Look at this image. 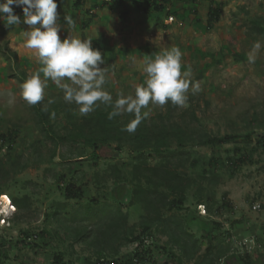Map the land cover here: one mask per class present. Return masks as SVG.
<instances>
[{"label":"rangeland","instance_id":"rangeland-1","mask_svg":"<svg viewBox=\"0 0 264 264\" xmlns=\"http://www.w3.org/2000/svg\"><path fill=\"white\" fill-rule=\"evenodd\" d=\"M69 1L70 7L63 4L58 13L71 17L74 27L66 22L63 25L58 19L59 35L61 39L69 34L92 39L93 48L99 49L104 58L101 67L107 74L105 88L113 100L121 91L134 94L135 87L146 80L147 74L142 69L147 57L154 58L161 50L174 46L181 49L182 70L191 73L192 81L201 83L202 91L195 95L189 92L187 105L176 108L171 114L172 119L176 123L183 119L190 121L191 113H194L197 120L190 123L218 139L189 142L184 154L191 163L182 159L184 166L178 168L179 174L193 181L202 175L216 179L215 186L201 181L207 206L210 204L215 212L208 215L207 207L196 206L192 190L186 204L191 210L196 209L200 217L220 222L223 229L221 233L213 231L211 240L216 238L214 242L221 241L231 247L226 232L235 217L247 216V220L252 221L264 216V144L248 137L257 131L246 124L254 116L264 122V33L255 31L258 26L264 30V0H180L168 5L171 12H176L169 15L164 11L144 12L134 3L139 1L145 5L147 0H124L115 9L102 0H85L81 7L74 5L75 0ZM210 4L219 8L221 14L213 28L207 30ZM72 7L76 10L71 11ZM86 8L94 12L89 14ZM15 14L22 17L19 12ZM4 26L5 22L0 19V43L7 42L17 57L5 60L0 55V134L9 130L17 132L14 150L28 166L0 187V195H7L11 200L27 196L31 205L25 216L14 217L15 221L5 223L4 227L0 225V237L9 250V260L4 264H48L54 252L61 253L70 264H95V248L89 242L77 241L75 234L78 230L82 233H88L92 228L97 230L94 226L97 218L80 222L73 214L79 210L85 212L84 206L95 202H99L97 208L103 215H111V209L120 206L128 216L127 226L134 227L138 234L141 228L137 224L145 215L143 205L130 206L127 201L119 205L110 197V191L117 181L125 180L129 188L137 184L131 174L140 160L139 154L122 146L120 155L114 158V146L104 147L96 161L90 155V148H85L81 158L78 152L72 153L67 147L60 146L50 158L54 146L44 139L36 127L30 106L21 97L23 82L19 78L23 73L27 78L41 67L33 51L25 47L23 33L29 26L20 23L5 28L2 33ZM250 56L254 62L249 61ZM50 98L56 102L48 105ZM42 103L51 109V124L62 134L69 126V116L82 117L78 106L66 103L62 90L52 81H49ZM166 109L167 104H150L146 109L151 112L147 120H155L159 114H165ZM38 144L42 148V160H37L38 153L33 151ZM7 147L8 143L0 139V158L5 157ZM171 149V152L176 150L174 143ZM31 153L36 154L35 159ZM164 156V153L153 151L145 154L150 167L164 163ZM239 158L242 163L237 161ZM69 183L79 188V192L75 191L79 196L77 199L64 196V188ZM0 202H3L1 196ZM58 203L65 206L59 221L51 212L52 205ZM4 206V211L8 212L9 204L4 203ZM192 229L199 237L195 227ZM41 230L48 231V237L40 238ZM259 231L258 235L261 229ZM94 233L90 232L89 239ZM155 236L159 245L166 244L165 236L158 231L152 240ZM202 239L204 243L199 256L209 245V238ZM253 239L243 240L240 245L252 244ZM23 240L31 244H23ZM39 244L40 249H36L34 245ZM133 248L134 245L124 247L121 253H128Z\"/></svg>","mask_w":264,"mask_h":264},{"label":"trees","instance_id":"trees-1","mask_svg":"<svg viewBox=\"0 0 264 264\" xmlns=\"http://www.w3.org/2000/svg\"><path fill=\"white\" fill-rule=\"evenodd\" d=\"M82 1L75 0L74 5L77 7L81 5ZM176 1L180 0H147L145 5L139 1L134 3H137L136 7L144 12L164 11L166 15H169L176 13L175 11L171 12L168 7ZM102 2L115 9L116 5L121 4L124 0H110L108 2L102 0ZM220 14V9L210 4L207 13V30L213 28L219 20ZM5 28L7 27L4 26L2 33L6 31ZM255 31L259 34L264 33L260 26L255 28ZM0 55L5 60L17 57L15 52L9 49L7 42L0 43ZM25 77L26 75L23 73L22 77L19 78L20 81L23 82ZM45 108L48 110L45 111ZM176 108L178 106H174L170 102L167 103L165 114H159L152 121L147 119L142 121L135 133H128L123 129L134 117L131 114H123L109 120L108 112L111 111V108L100 105L94 112L86 116L80 118L69 116V126L65 128V133L62 134L51 124V109L48 106L45 107L42 101L30 106L36 127L40 129L44 139L51 141L54 146V150L51 149L50 158L55 155V150L60 146L67 147L72 153L78 152L81 158L84 157L85 148H90V155L96 161L100 159L99 151L104 147L111 148L114 146L116 153L114 158L120 155L122 146H127L139 154L137 158L140 160L136 162L131 174V179L133 178L137 184L129 188L125 180L122 183L117 181L110 191V197L119 205L126 201L130 206L138 203L143 205L145 215L141 216V221L137 224L141 228L138 234H135L134 227L127 226L128 216L122 212L120 206L111 209V215H103L100 214L102 213L100 208H97L99 202H95L92 203L93 205L84 206L85 212L79 210L73 214V217L78 216L80 218V222L89 218H97L94 225L97 226V230L92 228L88 233H82L78 230L75 234L77 241L89 242V245L95 248L97 254L95 264H105L108 261L130 264L133 260H137L139 264H189L190 262L192 264H218L221 258L228 254V245L221 241L214 242L216 238L211 240L213 231L217 230L218 233H221L222 224L200 217L196 209L191 210L186 204L189 191L192 190L191 193H193L196 206L207 207L208 215L215 212L210 204L207 206L208 199L204 197L201 181H206L209 185L215 186L216 179L206 178L202 175L193 181L178 172L179 166H184L181 162L182 159L191 163L187 158L188 156L184 154V149L189 142L204 140L213 142L218 139L210 137L202 129L197 130L196 126L190 123L197 120L194 113H191L190 119L192 120L183 119L181 123H176L171 115ZM246 124L257 131L248 137H254L264 144V122L254 116ZM17 135V132L13 130L0 134V139L8 143L5 157L0 158V187L6 185L16 173L28 166V163L23 162L21 156L15 153L14 144ZM173 143L176 145V150L171 152L173 151L171 149ZM41 149L39 144L34 146L33 151L38 153L37 160L44 158ZM150 151L164 153V163L160 166H148V158L145 157V154ZM31 154L33 155L32 158L35 159L36 154ZM237 161L243 162L242 158ZM194 184L197 185L194 187ZM192 187L194 190L191 189ZM76 190L79 192V188L73 183H69L64 188V196L67 199H77L79 196L75 192ZM12 201L16 207V213L13 215L11 223L15 221L14 217L25 216V213L31 208L27 196L13 197ZM64 208L63 204L52 205V216L59 221L60 212ZM48 215L50 214L48 213ZM193 227L200 234L199 237L192 231ZM154 228L160 235L166 237V244L163 242V245H159L156 236L152 240L156 232H152ZM91 231L95 233L89 239L88 236L91 235ZM226 233L229 234L228 231ZM26 235L29 238L28 234ZM48 235L46 230H41L38 233L42 239ZM202 237L209 238V245L207 244L203 255L199 256L204 243ZM23 241V244H31L26 240ZM6 244L0 237V264L9 260V250L6 248ZM129 245H134L132 251L121 253V250ZM34 246L36 249H40L41 245ZM176 252L180 254L178 255ZM17 259L15 257V260ZM48 264H70V262L65 261L61 253L54 252Z\"/></svg>","mask_w":264,"mask_h":264},{"label":"clouds","instance_id":"clouds-1","mask_svg":"<svg viewBox=\"0 0 264 264\" xmlns=\"http://www.w3.org/2000/svg\"><path fill=\"white\" fill-rule=\"evenodd\" d=\"M13 6L23 10V23L29 26V30L23 33L25 47L33 51L41 65L21 84V97L29 106L44 99L45 90L52 81L62 90L63 100L77 105L82 116L94 112L100 105L111 108L109 120L131 114L134 118L123 130L135 133L142 121L150 116V110H146L150 104L164 106L170 102L174 106L185 107L189 92L195 95L202 91L201 83L192 81L191 73L182 70L183 54L179 47L174 46L161 50L154 58L147 57L142 69L147 74L146 80L135 87L134 94L121 91L113 100L105 88L107 74L101 67L104 58L99 49L93 48L92 39L70 34L61 39L57 0H0V19L5 22V27L21 23V17L15 14ZM64 19L74 27L71 17L65 16ZM249 61L254 62V58L250 56ZM55 102L54 98L47 101L48 105ZM5 196L13 208L3 212V200L4 203L0 202V216L10 223L16 207Z\"/></svg>","mask_w":264,"mask_h":264},{"label":"crops","instance_id":"crops-1","mask_svg":"<svg viewBox=\"0 0 264 264\" xmlns=\"http://www.w3.org/2000/svg\"><path fill=\"white\" fill-rule=\"evenodd\" d=\"M97 2V0H92ZM85 2L83 0L81 2L80 7ZM58 9L61 10L63 4L67 7H70L69 0H57ZM15 12L21 13V18L23 23V10L18 6H13ZM76 8L72 7L71 11H75ZM88 13L90 14L93 10L90 8H86ZM91 11V12H90ZM94 12V11H93ZM92 12V13H93ZM59 21L64 25L65 19L63 16H59ZM24 24V23H23ZM19 28H17L18 30ZM22 34V33H21ZM264 216L259 217L258 219L249 221L247 220V216L244 218L235 217L233 223H230L228 228L229 230V252L227 255L221 258L218 264H264ZM261 229L260 235H258V231ZM260 232V231H259ZM253 239L252 244L240 245L243 240H251ZM236 242V245L234 243ZM239 242V243H238ZM192 264V262L190 263Z\"/></svg>","mask_w":264,"mask_h":264},{"label":"built area","instance_id":"built-area-1","mask_svg":"<svg viewBox=\"0 0 264 264\" xmlns=\"http://www.w3.org/2000/svg\"><path fill=\"white\" fill-rule=\"evenodd\" d=\"M104 1L108 2L110 0H104ZM3 198H4V196H1V199H3ZM8 204L11 208H13V206L10 202H8ZM253 208L256 209L257 206H253ZM5 223L7 224L6 219L4 217L0 216V225L4 226V225H6ZM105 264H118V263H116L114 261H108L107 263L105 262ZM130 264H139V262L137 260H133Z\"/></svg>","mask_w":264,"mask_h":264},{"label":"bare ground","instance_id":"bare-ground-1","mask_svg":"<svg viewBox=\"0 0 264 264\" xmlns=\"http://www.w3.org/2000/svg\"><path fill=\"white\" fill-rule=\"evenodd\" d=\"M3 200L5 201L6 204H8V198L5 195H4ZM3 209H6V206H4ZM3 212H4V210H3Z\"/></svg>","mask_w":264,"mask_h":264}]
</instances>
